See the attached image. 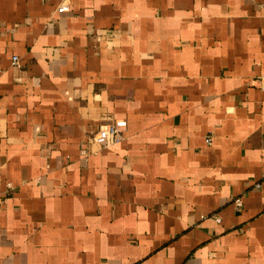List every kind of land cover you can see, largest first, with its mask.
I'll return each instance as SVG.
<instances>
[{"label": "crops", "instance_id": "0c3cea01", "mask_svg": "<svg viewBox=\"0 0 264 264\" xmlns=\"http://www.w3.org/2000/svg\"><path fill=\"white\" fill-rule=\"evenodd\" d=\"M60 1L0 0V264H264V0Z\"/></svg>", "mask_w": 264, "mask_h": 264}, {"label": "built area", "instance_id": "2783aa9c", "mask_svg": "<svg viewBox=\"0 0 264 264\" xmlns=\"http://www.w3.org/2000/svg\"><path fill=\"white\" fill-rule=\"evenodd\" d=\"M261 6L264 8V1L261 3ZM70 4L68 0L60 1L55 11L57 13H62L68 11ZM12 65L19 67L20 66V57L18 55L12 56ZM127 127V122L123 118H114V117H105L102 119L98 129L91 137V145H94L97 148H106L112 145H115L124 139V131ZM206 143L210 144L212 141V136L209 135L205 138ZM91 151L89 147H84L81 149L82 155H87ZM7 187L11 188V183H7ZM255 188H260L261 183L255 182ZM234 208L238 211L243 206L242 196H236L232 200ZM216 220L219 221V217H216Z\"/></svg>", "mask_w": 264, "mask_h": 264}]
</instances>
